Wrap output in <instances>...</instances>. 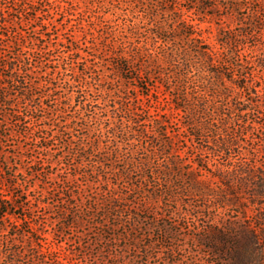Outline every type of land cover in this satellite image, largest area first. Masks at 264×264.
Returning a JSON list of instances; mask_svg holds the SVG:
<instances>
[{
    "label": "rangeland",
    "instance_id": "rangeland-1",
    "mask_svg": "<svg viewBox=\"0 0 264 264\" xmlns=\"http://www.w3.org/2000/svg\"><path fill=\"white\" fill-rule=\"evenodd\" d=\"M30 1L25 3L30 6ZM48 1L54 5L51 7L45 2L42 8L38 6L40 2L33 4L36 9H49L48 13L38 14L39 20H53L49 27L39 28L38 23L29 20L33 12H23L17 5L20 0H0V57L12 56L11 42L15 38L22 41V54L29 62L27 69L35 72L31 77L39 84L36 93L49 95L40 99L45 110L36 113L48 115V119L24 118L21 105H14L12 109L23 118L18 126L14 118L3 117L10 108L0 106V122L7 126L1 133L9 134L0 145V189L12 204L8 213L0 217V264H9V261L13 264H264V196L257 198V207L253 203L257 180L251 177L234 181V196L230 199L233 204L227 202L230 195L225 194L222 186L214 189L215 196L199 195L182 186L175 191L176 198L168 195L146 198L122 189L116 203L119 208L111 210L110 214L106 212L107 207L95 204L101 200L100 188L106 187L88 185L79 175L82 170H75L78 174L74 175L68 163L71 157L63 146L66 139L58 137L53 125L63 126L73 120L68 136L74 139L82 136L90 143L95 134L78 128L85 123L79 117H91L96 111L77 110V98H64L67 89L71 93L84 90L83 83L67 87L64 81L77 77L76 73L84 67H91L95 89L114 87L120 92L115 93V97L125 99L133 97L137 89L111 71L113 61L105 55L109 54L112 44L110 38L104 36L105 28L112 25L105 1H98L99 4L96 0ZM239 1L240 8L231 11L222 0L223 6L217 12L220 16L214 18L211 25L197 21L199 16L185 13L187 20L195 25V31L200 30L205 38L202 45H214L221 52L218 40L223 41V38L217 24L222 31L231 29L232 45L236 47L234 60L242 65L243 73H251L249 85L255 86V90L241 97L240 107L246 112L241 129L235 134L238 145L227 154H215L203 146L198 147L197 141L191 142L189 130L181 126L183 117L171 109L168 92L161 86L152 93L151 99H143V105L138 106L143 112L138 119L144 120L140 127L143 125L148 131V140L142 138L139 142L141 147L151 148L146 141L156 145L157 130L154 121L147 118L149 113L153 120L167 121L173 135V153L186 167L201 159L210 170L215 166L232 169L242 162H247L249 169L255 172L264 169V147L258 141L264 133V67L261 64L264 13L256 14L259 18L256 25L253 10L262 6L254 0ZM67 14L70 15L65 18ZM41 33L49 36H40ZM33 37H37V41ZM31 48H36L37 54L32 55ZM70 48L76 51L69 55L62 53ZM40 49L42 51L38 52ZM39 60H42L40 64ZM179 61L180 57L171 62L172 68L168 67V71L174 70ZM0 74L9 72L3 70ZM99 74L106 75L102 76L104 82H98ZM48 81L57 87V95L51 93L52 86L43 85ZM194 88L192 83L186 84L188 92H195ZM87 94L89 92L81 93ZM91 95L96 98L97 92ZM34 102L32 99L28 104L34 105ZM60 103H65L66 107ZM58 106L61 113L51 115L50 111ZM86 124L99 128L93 119H88ZM28 125L34 126L30 133L25 131ZM107 143L106 139H100L101 147ZM165 158L155 157L153 169L158 170ZM219 200L225 204H220ZM254 237L258 240L256 244L248 241Z\"/></svg>",
    "mask_w": 264,
    "mask_h": 264
},
{
    "label": "trees",
    "instance_id": "trees-1",
    "mask_svg": "<svg viewBox=\"0 0 264 264\" xmlns=\"http://www.w3.org/2000/svg\"><path fill=\"white\" fill-rule=\"evenodd\" d=\"M25 1L20 0L17 5L23 12L27 10L33 12L29 20L38 23L39 28H47L52 24L53 20L49 18L38 19V14L48 13V8L43 11L33 6L40 2L38 6L43 8L41 4L48 2L52 7L54 5L52 1L31 0V7ZM96 1L97 3L105 1L109 8L107 12L112 16V25L104 30V36L112 41L109 54L108 52L105 54L113 61L111 71L118 74V78L124 83L137 89V93L130 99L128 97L125 99L119 95L115 97V93L120 94V92L114 87L95 89L92 87L94 81L90 71L92 68L84 67L78 73L75 72L77 77L72 76L64 81L67 87H73L74 83H83L84 90L71 93L72 91L67 89L64 98H77V110L96 111L91 117H79V120L85 123L78 125L79 129L87 133L92 131L95 137L90 143H86V138L82 136L77 139L68 136L71 129L70 123L73 120L63 126L60 123L53 125L58 137L66 139L63 146L71 157L68 163L70 162V166L74 169V175L78 174L75 170H82L79 175L85 178L88 185L100 184L106 187L100 188L101 200L99 203L96 201L95 204L101 205L104 209L107 207L106 212L110 214L111 210L119 208L116 203L122 196V189H127L135 195L143 194L146 198H158L165 195L176 198L175 191L182 186L187 187L188 191L203 196H215L214 189L222 186L227 192L225 194L230 195V200L234 196V181L237 178L245 180L251 177V180H257L253 203L258 207L257 198L264 196V169L255 172L249 169L250 165L247 162H242L232 169L222 170L215 166L213 170H210L203 165L201 159L192 161L191 165L186 167L181 158L173 153V135L168 130L167 121L153 120L149 113L147 118L151 122L154 121V127L157 130L156 145L153 141H146L151 144L148 150L139 144L142 138L148 140V131L143 125L140 127L142 120L138 117L143 112L139 111L138 106L143 105V99H151L152 93L163 86L170 97L171 109L179 112L180 117H183L181 126L184 130H189L191 142L197 141L198 147L203 146L215 154H227L232 147L238 145L235 134L241 129L242 117L246 112L245 108L240 107L241 97L243 93L255 90V86L249 85L251 73H243L242 65H238V61L234 60L236 47L232 45L234 36L231 29L222 31L217 24L219 35L223 38V41L218 40L223 49L221 52L220 48L214 45H202L205 38L200 30L195 31V25H192L185 17V13H192L200 17L197 20L200 23L206 22L211 25L213 19L220 16L217 12L223 6L222 0ZM223 1L227 2L228 10L236 11L240 8L239 0ZM254 2L262 6L253 10L254 23L257 25L259 18L256 14L264 13V0H254ZM69 15H65V18ZM43 35L49 36L48 33H41L40 36ZM33 39L37 41L38 38L33 37ZM20 42L23 43L17 38L11 42L13 51L11 57H0V71L9 72L8 75L0 74V106L10 108L4 112L3 117L14 118L17 126L23 118H19L16 114L19 112L12 109L14 105H21L24 118L35 117L37 120L49 118L48 115L43 117L36 114L45 110L40 99L49 95L36 93L39 84L31 77L35 72L27 69L28 58L22 54ZM31 50L33 55L36 48ZM41 51L42 49L38 50V52ZM75 51L70 48L66 51L62 50V53L69 55V52L72 54ZM178 57L180 61L176 68L168 71V67L172 68L170 63ZM41 62L42 60H39V64ZM261 62L263 68L264 60L262 59ZM57 73L60 72L57 71ZM190 74H194L193 78H189ZM102 76L106 77L104 74H99L98 82H104L101 81ZM188 83L193 84L195 92L190 93L186 90ZM51 84V81H48L43 85L52 86L51 93L55 92L54 95H57V87ZM93 90L97 92L96 98L91 95L95 93ZM87 92H89L87 96L81 95ZM32 99L36 101L34 105L28 104ZM262 99L264 101L263 95ZM60 105L66 107L65 103ZM61 111L58 106L52 109L50 114H58ZM88 119L97 121L99 128L89 127L86 124ZM28 126L25 127V131L30 133L34 126ZM6 129L4 122H0V145L1 140L9 135H2L1 131ZM262 135L258 137V141L264 147V133ZM100 139H106L107 145L101 147ZM158 156L166 158L161 160L162 165L157 170L153 169L152 160ZM262 166L264 168V165ZM13 184V182L9 183L12 186ZM1 190L0 217L2 218L8 213L7 210L12 204L5 199ZM229 200L227 201L230 202L229 204L234 203L233 200ZM219 203L225 204L220 200ZM248 241L252 244L258 242L255 237ZM9 264H13L12 261H9Z\"/></svg>",
    "mask_w": 264,
    "mask_h": 264
}]
</instances>
